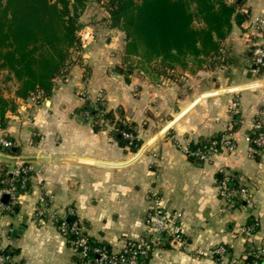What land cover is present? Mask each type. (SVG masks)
Returning <instances> with one entry per match:
<instances>
[{"label":"crops","instance_id":"0c3cea01","mask_svg":"<svg viewBox=\"0 0 264 264\" xmlns=\"http://www.w3.org/2000/svg\"><path fill=\"white\" fill-rule=\"evenodd\" d=\"M237 3L236 10L249 17L232 20L222 68L190 61L169 69L129 55L125 33L109 28L102 13L97 21H83L94 39L72 53L50 93L23 99L15 80L2 84L10 106L0 116V174L1 168L12 173L17 163L32 167L31 187L18 197V210L0 207V237L10 264H79L55 221L69 208L92 237L120 249L143 235L147 210L155 204L182 212L186 241L158 237L145 264L250 263L246 259L264 243V149H252L246 139L264 108V76L254 75L252 65L260 39L252 24L264 21V0ZM99 93L101 106L133 127L141 140L137 151L120 144L114 122L95 128L94 115L83 108L88 103L94 109ZM222 133L236 142L233 152L199 161L181 148ZM4 139L13 145L6 148ZM226 172L249 191L236 207L220 194ZM42 197L44 223L36 216ZM219 246L227 249L225 255L215 253Z\"/></svg>","mask_w":264,"mask_h":264},{"label":"trees","instance_id":"16d2710c","mask_svg":"<svg viewBox=\"0 0 264 264\" xmlns=\"http://www.w3.org/2000/svg\"><path fill=\"white\" fill-rule=\"evenodd\" d=\"M96 1L105 5L107 26L125 33L127 54L139 55L147 62L158 60L162 67L169 69L177 65L187 67L190 61L199 67L205 64L209 69L227 65L228 56L223 47L232 29V20L241 23L249 17V12L236 10L238 0L231 3L228 0H0V69L7 70L17 82L18 97L26 99L40 91L51 92L56 76L65 72L72 53L81 48L77 31L84 27V22L80 18ZM9 106L0 91L1 117ZM98 108L105 121L114 122L120 144L137 151L141 140L131 124L116 118L104 106L98 105ZM83 109H90L99 118L88 103ZM99 126L95 124L96 129ZM123 132H130L134 137L128 139ZM206 143L208 140L202 142ZM23 164L29 166L28 162ZM25 174L30 176L31 171ZM11 176L12 173L1 168L0 188L4 186L1 180ZM22 183L21 177L15 180L19 196L31 187L29 178L25 187H21ZM16 210L18 205L12 207V212ZM65 222L68 241L80 237L72 230L77 222L79 227H84L82 233L92 249L103 246L76 215L67 217ZM88 257L97 258L98 253L90 250ZM75 258L83 264L78 256ZM251 260L252 257L246 259Z\"/></svg>","mask_w":264,"mask_h":264},{"label":"built area","instance_id":"2783aa9c","mask_svg":"<svg viewBox=\"0 0 264 264\" xmlns=\"http://www.w3.org/2000/svg\"><path fill=\"white\" fill-rule=\"evenodd\" d=\"M252 27L259 31L260 39L255 45L252 55L253 73L256 76H264V21L254 20ZM80 41V47L85 48L93 39L92 31L82 27L77 31ZM83 98L88 100V95L84 94ZM103 104V95L99 93L97 102L94 105L95 111L99 118H94V123L97 125H105V120L102 118V112L99 111L98 105ZM237 103L233 102L230 106L231 110L236 109ZM124 137L132 139L134 136L130 132H123ZM246 139L250 147L255 150L264 149V108L260 109L253 120L252 127L246 135ZM2 144L6 148H10L13 143L9 139H4ZM184 153L199 161H207L214 155L224 152H233L236 149V142L229 134L222 133L212 137L206 144H200L193 148L190 142H185L181 145ZM31 166H24L23 163H17L12 176L1 180L4 184L0 188V207L4 210L12 211V207L17 205L19 195L16 193L15 180L21 177L23 180L22 186L25 187V181L28 180V175H23L31 171ZM219 190L222 198L227 202L229 207H236L239 203L247 201L249 198L248 188L240 184L236 177L230 173H224L219 180ZM8 195L10 202H3V197ZM47 202L46 197L40 199V204L36 208V216L38 222L44 223L46 217V209L44 204ZM75 210L69 208L66 216L56 218V224L59 229L66 235L68 229L65 219L69 216H74ZM182 212L171 213L167 211L162 205L155 204L148 208L146 213V230L137 239H129L120 249L114 248L112 245L102 242V247L91 248L87 243L86 236L82 233L84 227H79L77 222L74 223L72 230L79 233L78 239L69 240L74 254L78 256L83 264H145L147 259L151 256L156 246L158 237H167L174 239L180 243L186 241L185 229L182 223ZM61 222L58 224V221ZM252 227H249L251 230ZM67 237V235H66ZM68 239V238H67ZM93 250L98 253L97 258L88 257L89 251ZM216 254L225 255L227 249L224 246H219L215 250ZM11 254L6 252L2 245L0 237V264H10ZM248 264H264V243L253 252L252 260Z\"/></svg>","mask_w":264,"mask_h":264},{"label":"rangeland","instance_id":"374dc122","mask_svg":"<svg viewBox=\"0 0 264 264\" xmlns=\"http://www.w3.org/2000/svg\"><path fill=\"white\" fill-rule=\"evenodd\" d=\"M104 7H105V5L102 3V1H100V2L96 1V2L92 3L82 13L80 20L82 22L87 21V23H91L92 20L97 21V17H104L103 16L104 14H102V13H105ZM99 12H100V14L98 15ZM95 13L97 14L96 16H94ZM86 29H88V27ZM10 77H11V74H9V72L7 70L0 69V91H2L1 87H3V85H6V84H7V86L10 85L8 83L9 80H14V79H11Z\"/></svg>","mask_w":264,"mask_h":264},{"label":"water","instance_id":"95a60500","mask_svg":"<svg viewBox=\"0 0 264 264\" xmlns=\"http://www.w3.org/2000/svg\"><path fill=\"white\" fill-rule=\"evenodd\" d=\"M247 69H250V66H248ZM248 77L251 78V77H252V74L249 73V74H248ZM2 158H3V159H6V160H13V159L8 158V157H2ZM28 159H30V158H24V160H28ZM7 200H8V195H5V196H4V201H7ZM244 205H247V203L244 202ZM19 232H21V231H19Z\"/></svg>","mask_w":264,"mask_h":264}]
</instances>
